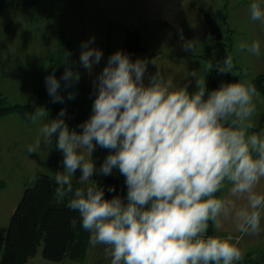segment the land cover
<instances>
[{"label":"clouds","instance_id":"clouds-1","mask_svg":"<svg viewBox=\"0 0 264 264\" xmlns=\"http://www.w3.org/2000/svg\"><path fill=\"white\" fill-rule=\"evenodd\" d=\"M248 11L264 26V0H252ZM94 42L93 36L80 45L79 63L89 74L103 58ZM182 46L192 51L195 43ZM245 51L259 57L260 41L236 45L237 54ZM149 63L157 65L122 50L111 54L92 81L91 115L80 131L67 124L65 108L48 120L47 109L38 107L28 116L40 126L27 152H38L42 144L50 149L55 139L63 155V170L53 177L55 198L78 213L89 246H103L110 264H240L241 240L264 231V191L257 190L264 182V129L254 130L260 92L234 71L233 54L222 64L208 63L206 73L216 69L238 77L212 90L197 71L190 73L196 84L190 91L158 65L145 83ZM80 79L70 64L60 79L55 71L46 76L52 102L65 101L61 81L66 90ZM75 96L68 92L67 99ZM97 147L108 151L99 167L93 159ZM114 170L124 177L126 195L106 198L93 176ZM228 219L238 234H209L210 225L219 229Z\"/></svg>","mask_w":264,"mask_h":264},{"label":"rangeland","instance_id":"rangeland-1","mask_svg":"<svg viewBox=\"0 0 264 264\" xmlns=\"http://www.w3.org/2000/svg\"><path fill=\"white\" fill-rule=\"evenodd\" d=\"M75 3V0H38L37 4L33 7L12 6L0 14V91L12 102L35 103V110L38 107H43L48 111V108L52 105L54 106L56 103L52 102L50 96L38 101V97L34 92V83L44 73L50 63L51 56L58 53V42L66 41L71 46L73 52L70 57L72 60L71 65L81 73L80 82L85 86L86 96L85 116L81 117L79 121H76L77 117H69L68 119L65 118V120L70 128L80 131L78 125L90 117L92 103L95 98L92 94V81L95 76H89L88 78V72L79 63L80 45L93 36L95 39L100 36L90 34L79 35L75 33L78 29L76 27L79 25V20L63 17L67 8L69 10L75 9ZM215 9L214 4L210 3L208 8H204V11L212 12L215 15ZM166 30V34L164 31L158 34L152 31L144 34L142 43L149 48V51L145 52V54L151 53V55L161 51L159 48H154L155 43H163V47L166 46L164 48L165 55L157 61V64L161 72L166 77L168 73L169 77L172 68L166 67L168 62L177 64V60L187 59L183 56V52H181L185 50L182 46L183 43L192 41L196 44V41H203L204 35L198 33L191 35L183 31L174 33L171 29ZM181 35L183 36V40H181ZM121 37L122 35L118 34L106 35L107 55L110 56L115 51L122 50V39H124L125 35L122 39ZM120 40L122 42L117 43ZM91 46L95 47V43ZM143 54L144 52L137 53L134 57L144 56ZM102 68L97 67V69ZM153 69L155 72L157 71V67ZM176 70L179 71L180 68L178 67ZM254 72L250 68L245 72L247 74L246 77L242 76V78L250 80L255 75L253 74ZM175 78L179 79L180 74L177 73ZM146 81L148 80L146 79ZM263 105L264 103L257 102L256 125L260 123L261 115L264 114L262 112ZM48 113L49 115L46 119H54V115L49 111ZM39 126V124H33L31 121L25 122L17 113L0 117V181L3 182L0 188L1 234L5 233L9 217L15 205L20 199L25 185L33 179L34 175L37 172H45L53 178L54 172L63 170V155L55 148V139L53 140V147L50 149H45L42 144L38 152H27V146L34 143L38 135ZM79 175L80 172L78 170L76 178ZM257 190L264 191V182L261 183ZM240 203H244V201ZM229 223L233 224L230 226L231 230L229 233L238 234L235 233L233 221L228 219L222 221L221 236L226 235L224 227ZM262 227H264V221H262ZM240 247L243 249L246 257H244V260L240 264H264V231L256 238L245 236L241 240ZM41 248L42 246L38 247L36 254L26 264H61L60 262L44 258L41 254ZM96 248L89 252L88 257L83 263L77 264H94V260L95 264H110L108 258H106L105 262L103 261L104 247L97 246ZM254 255L255 258L247 259ZM99 256L103 257L102 261H100L101 258L99 259Z\"/></svg>","mask_w":264,"mask_h":264},{"label":"trees","instance_id":"trees-1","mask_svg":"<svg viewBox=\"0 0 264 264\" xmlns=\"http://www.w3.org/2000/svg\"><path fill=\"white\" fill-rule=\"evenodd\" d=\"M38 0H0V14L12 6L33 7ZM206 24V31L214 40L213 44H205L197 56L204 59L207 64H222L228 54L227 43L215 18L207 13H203ZM59 39V38H58ZM58 53L52 55L50 63L44 73L34 83V92L38 101L49 97L45 77L55 71L57 79L63 75L65 67L71 65L73 54L71 46L66 41L58 42ZM148 48L142 43L140 34L132 29H127L122 45V51L129 54L130 58L137 53L147 52ZM65 53H71L70 57H65ZM73 67V65H71ZM75 70V68L73 67ZM238 77L231 74H220L216 69L206 73V83L209 90L216 89L221 82H233ZM257 87L260 94L264 95V72L255 75L250 79ZM61 81V95L65 97L64 103H56L48 108V111L57 117L61 108L66 109L65 118L77 117L79 121L84 117L85 93L84 84L80 81L74 88H63ZM75 91L74 100H68V92ZM41 97V99H40ZM36 109L35 103L12 102L0 91V117L17 113L22 120L30 122L28 116ZM256 125L255 130L264 129V114ZM262 123V124H261ZM108 154L106 149L97 147L93 153V159L97 167L103 162ZM105 188V197L111 198L113 195H126V185L124 177L114 170L113 175L102 177L93 176ZM3 182L0 181V188ZM115 187V192H109V187ZM55 188L53 178L45 172H37L33 179L29 181L22 192V195L11 213L7 228L4 234L0 233V264H26L32 258L39 246L44 258L56 262L67 260L74 263H83L89 252L95 250L89 246V233L81 227V220L77 212L66 207V201L60 202L55 198ZM98 250V248H96ZM102 252V251H101ZM98 253V252H96ZM100 261L103 257L99 256ZM107 259L104 255L103 261Z\"/></svg>","mask_w":264,"mask_h":264},{"label":"crops","instance_id":"crops-1","mask_svg":"<svg viewBox=\"0 0 264 264\" xmlns=\"http://www.w3.org/2000/svg\"><path fill=\"white\" fill-rule=\"evenodd\" d=\"M75 2V9L69 10L67 8L63 17L79 20L76 34L100 36L95 39V47L104 52L100 64L94 67L91 74L88 73V78L89 76H96L99 73L98 71L102 70L97 69V67H104L108 60L109 55L106 54L108 52L106 35L118 34L122 35V39L127 29H134L140 34L141 39H143V35L148 34L150 31L156 34L164 31L166 34V29H171L174 33L183 31L191 35L195 33L204 35L203 41H196L192 51H181L187 59L177 60L179 62H176L177 64L168 62L166 66L167 68H172L170 72L172 75L169 74L168 77L167 73L168 78L173 79L178 84L188 83L189 90L194 91L196 87L195 78L191 77L190 73L197 71L199 77L206 79L208 65L197 54L200 53L205 44L214 43V40L206 31L203 17V13L206 12L204 8H208L210 3L214 4V8L216 7V14L213 15L214 13L212 12L207 13L213 17L215 16L214 18L218 27L223 33V40L227 43L230 54L234 56V63L236 65L234 71L241 73L240 78L250 68L255 71L253 73L255 75L264 72V26L259 21L254 22L250 19L248 8L252 0H75ZM122 40L124 41V39ZM122 40L117 43H121ZM253 40L260 41L261 55L259 57L248 54L246 51L240 54L236 53V45L240 42L250 44ZM162 44L155 43L154 48L161 49L159 53H154L153 55L151 53H144V56H137V58L149 61L154 59L157 64V61L165 55L164 48L166 46L163 47ZM147 51H149V48ZM157 65L149 63L148 71L145 74V83L147 82L146 79L148 80L149 73L155 72L153 68L157 67ZM178 67L180 68L179 71L176 70ZM176 71L180 74L179 79L175 78L177 75ZM257 102L264 103V95L260 94V99ZM262 112L264 113V105ZM232 225L230 223L227 226L225 225V234L230 232V226ZM221 230V227L215 229L210 225L209 234L220 235ZM253 258H255V255L247 259ZM60 263L70 264L74 262L63 260Z\"/></svg>","mask_w":264,"mask_h":264}]
</instances>
